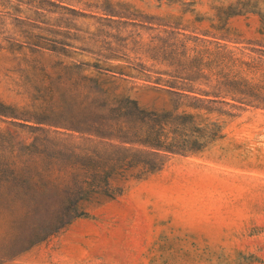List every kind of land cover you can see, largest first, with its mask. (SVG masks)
<instances>
[{
	"label": "rangeland",
	"instance_id": "obj_1",
	"mask_svg": "<svg viewBox=\"0 0 264 264\" xmlns=\"http://www.w3.org/2000/svg\"><path fill=\"white\" fill-rule=\"evenodd\" d=\"M88 90L163 115L171 148L50 131ZM0 110V150L41 171L0 196V264H264V0H0ZM59 147L104 170L56 230ZM32 223L40 242L11 240Z\"/></svg>",
	"mask_w": 264,
	"mask_h": 264
},
{
	"label": "trees",
	"instance_id": "obj_2",
	"mask_svg": "<svg viewBox=\"0 0 264 264\" xmlns=\"http://www.w3.org/2000/svg\"><path fill=\"white\" fill-rule=\"evenodd\" d=\"M101 63H105V60L94 58L91 66L95 70V73L112 72L118 73L121 76L126 75L120 70H112L114 67L102 66ZM70 64L73 67H79L77 63L71 62ZM110 66L114 65L110 64ZM131 68H135L137 75L150 77L143 69H136L134 66ZM79 79H88L89 82L93 83L92 87L94 89H99L96 78L80 76ZM160 80L159 76L155 77L156 83H159L158 81ZM218 92L220 91H213L212 94L219 96ZM230 96L234 100H238L235 98V95ZM113 100L115 103L109 104L107 97L98 96L94 91L88 90L78 104L70 107L72 111L69 115L64 117V107H60V117L53 120H43V122L63 129L62 131L55 129L50 131L64 135L65 137H79L91 142L100 141L120 147H127V144H138L162 150H169L171 148L170 139L172 138H170L169 131L166 129L168 122L164 121L163 115L158 112H149L147 114L129 98L124 97ZM97 101H103L105 103L104 106H93ZM224 102L229 104L228 101ZM239 102L243 101L239 100ZM230 105L239 107V105L235 104ZM0 114L6 115L1 110ZM146 115L152 116L150 124L145 121ZM34 122L41 123L38 119ZM8 123L12 124L13 122ZM23 126L41 129L36 125L23 124ZM56 153L60 155L61 159L58 162V170L54 178V188L59 193H64L68 199V206L61 215V217L66 218L59 219L60 222L56 226L57 230L83 214L82 211L76 208L75 200L87 190L94 188L97 177L103 174L104 169L100 165L92 169L89 167L91 154L88 149L77 152L74 148L63 149V147H59ZM12 157L11 151L10 155H8L4 150H0V196L3 199H8L7 197L14 191V187H17L23 195H26L30 189L34 193H41V171L35 175L30 174L32 172L30 157L22 158L20 155L15 159H12ZM46 185H48V182L44 184V186ZM52 232L48 231L44 233V237ZM12 239H22L28 245L38 243L41 241V226L38 223L29 224L25 231L19 230L17 233L12 234Z\"/></svg>",
	"mask_w": 264,
	"mask_h": 264
}]
</instances>
